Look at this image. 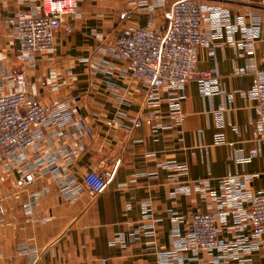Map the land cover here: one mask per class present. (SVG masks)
Segmentation results:
<instances>
[{
  "label": "crops",
  "instance_id": "obj_1",
  "mask_svg": "<svg viewBox=\"0 0 264 264\" xmlns=\"http://www.w3.org/2000/svg\"><path fill=\"white\" fill-rule=\"evenodd\" d=\"M163 1L161 8L159 0H76L77 15L63 17L53 50L22 63L13 30L3 22L16 10L40 14L41 0H0V94L25 91L51 111L36 131L34 148L0 162V264H157L141 233L124 245L114 242L143 223V202L157 218L155 245L165 249L178 224L172 212L210 208L209 196L197 190L199 181L217 190L218 179L248 173L250 190H264V142L256 140V114L247 96L255 76L250 65L264 72V28L250 58L235 45L243 42L239 30L232 44L226 26L205 24L207 44L197 49L196 72H211V91H200L198 75L188 80L179 102L184 117L175 125L166 116L165 94L148 101L144 82L109 53L121 34L164 30L163 12L177 0ZM195 1L227 9L231 25L251 13L264 21V0ZM135 119L142 120L139 127L132 126ZM253 148L261 154L242 163ZM89 170L105 178L99 193L82 184ZM25 176L31 177L27 183ZM178 186L189 192L172 195ZM246 257L264 264L260 252Z\"/></svg>",
  "mask_w": 264,
  "mask_h": 264
},
{
  "label": "built area",
  "instance_id": "obj_2",
  "mask_svg": "<svg viewBox=\"0 0 264 264\" xmlns=\"http://www.w3.org/2000/svg\"><path fill=\"white\" fill-rule=\"evenodd\" d=\"M164 5L163 0L157 3L161 8ZM149 8L154 6L149 5ZM40 9L38 15L16 10L4 19L3 25L13 30L18 43L16 57L22 63L28 62L35 54L53 50L55 33L62 25L63 17L77 15L76 0H41ZM228 15V10L219 6H208L195 0L174 1L163 12L164 30L137 28L130 34H121L109 46L110 57L124 61L125 71L144 82L148 101L153 102L165 94L166 116L171 123L179 125L184 117L179 102L188 80L198 75L199 89L206 94L211 91L214 80L211 72H196L197 49L207 44L204 32L207 22L217 27L226 26L232 44L233 34L239 30L243 42L235 43L236 47L243 49L250 58L253 56V44L264 28V21L258 14L251 13L246 21L240 19L238 25H231ZM249 70L255 74L247 96L253 102L256 114V140L264 142V72L256 71L253 65ZM17 79L21 82L22 76ZM49 113L51 111L34 102L25 91L0 94V162L34 148L36 131L46 123ZM68 117L62 115L61 120H68ZM148 118H154V115ZM141 123V119H135L132 126L139 127ZM56 133L62 135L63 131L57 130ZM260 154V148H253L240 161L246 163ZM184 168L179 166L178 169ZM252 178L253 174L248 173L228 174L217 180V190H209L207 181H199L197 190L202 197L209 196L210 208L190 214L172 212L178 224L170 230L168 248L158 249L155 245L157 218L149 202L141 205L143 223L139 228L128 234H118L114 242L124 245L129 240L138 239L141 233L147 238L146 249L156 254L157 264H251L247 254H264V190L251 191L249 183ZM30 180V176H25L24 182ZM82 184L96 194L104 187L105 178L99 172L89 170L82 177ZM188 192L187 186H178L172 195ZM3 212L0 200V215ZM222 231L230 232L231 237H222ZM205 253L211 254V258L206 259Z\"/></svg>",
  "mask_w": 264,
  "mask_h": 264
},
{
  "label": "rangeland",
  "instance_id": "obj_3",
  "mask_svg": "<svg viewBox=\"0 0 264 264\" xmlns=\"http://www.w3.org/2000/svg\"><path fill=\"white\" fill-rule=\"evenodd\" d=\"M260 12H264V11H260Z\"/></svg>",
  "mask_w": 264,
  "mask_h": 264
}]
</instances>
